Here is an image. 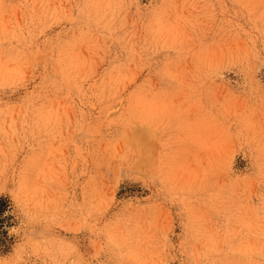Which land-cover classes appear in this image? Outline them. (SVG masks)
I'll list each match as a JSON object with an SVG mask.
<instances>
[{"label": "rangeland", "instance_id": "obj_1", "mask_svg": "<svg viewBox=\"0 0 264 264\" xmlns=\"http://www.w3.org/2000/svg\"><path fill=\"white\" fill-rule=\"evenodd\" d=\"M0 264H264V0H0Z\"/></svg>", "mask_w": 264, "mask_h": 264}, {"label": "trees", "instance_id": "obj_2", "mask_svg": "<svg viewBox=\"0 0 264 264\" xmlns=\"http://www.w3.org/2000/svg\"><path fill=\"white\" fill-rule=\"evenodd\" d=\"M2 203H3V199L0 198V204H2Z\"/></svg>", "mask_w": 264, "mask_h": 264}]
</instances>
